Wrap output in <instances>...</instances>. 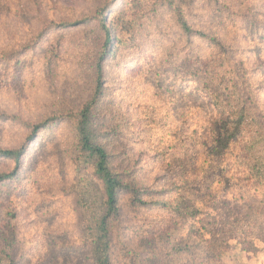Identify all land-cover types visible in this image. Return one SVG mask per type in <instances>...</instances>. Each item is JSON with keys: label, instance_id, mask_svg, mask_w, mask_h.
Segmentation results:
<instances>
[{"label": "trees", "instance_id": "trees-1", "mask_svg": "<svg viewBox=\"0 0 264 264\" xmlns=\"http://www.w3.org/2000/svg\"><path fill=\"white\" fill-rule=\"evenodd\" d=\"M98 1L81 18L44 25L17 53L26 51L52 25L62 30L94 26L98 34L93 90L88 99L77 109L52 113L26 125L28 132L19 147L0 146V163L13 164L11 171H0V264H247L264 251V99H259L243 63L235 59L232 45L212 32L214 25L224 24L223 15L231 18L229 4L205 0L214 9H206L205 20H195L194 0H139L150 19L158 16L157 4L166 5L165 12L189 45L195 38L207 43L202 56L188 45L179 57L180 49L161 42L156 55L148 59L147 84L159 95L169 90L174 98L172 124L179 125L168 134L177 137L176 146L189 151L188 159L177 157L156 179L167 181V177L168 182L149 184L133 170L129 148L109 146V138L120 136L115 112H109V121H100L98 115L107 90L103 62L119 49L138 47L142 12L111 20L110 12L122 0ZM130 1L133 6L138 2ZM254 20L245 21V31L253 35L258 27ZM258 40L263 42L264 34ZM12 53H0V59L7 60ZM157 61H161L158 68ZM53 67L51 52L44 70L48 74ZM176 77L180 84L192 83L189 101L183 96V86H173ZM9 119L0 111V122ZM188 120L197 122L195 129L190 130ZM59 123L70 125L74 141L72 180L64 191L76 209L79 235L70 240L66 231L55 233L56 237L38 242L39 249L20 257L16 249L19 211L11 203V186L32 172L25 171L27 147L41 132ZM145 132L143 128L138 131ZM167 148L165 143L152 146L156 150L153 159L161 158ZM199 154L207 165L201 168L202 177L196 183V178L189 181L186 175L196 171ZM216 180L218 191L212 194ZM18 192L25 193L23 188ZM145 212L158 216L142 220ZM132 215H137L135 220Z\"/></svg>", "mask_w": 264, "mask_h": 264}, {"label": "rangeland", "instance_id": "rangeland-1", "mask_svg": "<svg viewBox=\"0 0 264 264\" xmlns=\"http://www.w3.org/2000/svg\"><path fill=\"white\" fill-rule=\"evenodd\" d=\"M98 2V0H0V53L13 52L7 60L0 59V111L10 116L9 120L0 122L1 147H19L28 132L26 125L36 124L52 113L77 109L88 99L93 90V65L99 49L96 27L62 30L52 25L26 51L20 55L17 53L33 40L44 25L56 24L70 18L73 20L81 18L89 12L94 3ZM220 2L229 4L232 15L231 18L223 15L221 21L224 24L214 25L212 32L220 34L226 44L232 45L235 59L243 63V69L251 76L252 85L257 86L259 99L263 100L264 41L260 42L258 37L264 34L262 29L264 0ZM194 3L192 14L195 20H205L206 9H214L213 4L209 6L205 4V0H194ZM132 4L130 0H122L110 12L111 20L120 17L119 15L129 16L140 12L143 18L138 20L140 23L138 47H132L128 51L119 49L113 58L103 62L107 90L98 115L102 116L100 121L103 118L109 121V112H115L114 115L121 126L120 136L116 139L109 138L112 139L109 146L115 145L118 150L129 148V158L126 154L123 155L128 158L136 175L145 179L147 183L157 184L159 181L166 183L170 178L166 177L167 181L156 179L165 174L169 169L167 166L174 165L177 157L188 159L189 151L186 152L185 147L183 150L181 145L176 146L179 140L177 137L172 139L168 134L179 125L172 124L174 111L171 107L174 98L169 90L166 89L164 94L159 95L150 84H147L145 79L151 69L147 62L150 57L156 55V51H159L161 42L173 46L176 51L180 49L179 57L184 56L186 46L189 44L185 42L184 37L179 36L178 26L165 12L166 5L157 4L154 9L157 10L158 16L150 19L151 17L145 15L139 6V0L135 6ZM164 12V17H161ZM248 18L255 19V24L258 25L254 35L245 31V21ZM206 44L195 38L189 47L202 56L206 53ZM51 52L54 67L47 74L44 64ZM2 60L6 62L3 63ZM160 62L157 61L155 67L158 68ZM173 83L176 88L183 86V96L189 101L192 83L180 84L178 77ZM182 115L185 121L186 110ZM196 123L192 120L191 124L188 120L190 130L195 129ZM115 126L119 127V124L116 123ZM142 128L147 132L138 133ZM159 143H165L168 148L161 158L155 160L153 158L156 150L152 149V146ZM73 145L70 125L59 123L41 132L27 147L25 171L30 172L32 169V175L23 176L11 186L13 191L11 203L19 211L16 249L20 257L39 249L38 242L56 237L55 233L62 234L66 231L68 239L78 238L79 234L75 228L76 209L64 191L72 180ZM157 149L160 151L158 147ZM196 158L197 162L194 164L196 171L188 172L186 177L189 181L197 179L196 183H199L202 177L201 168H205L207 163L202 154ZM12 167L11 162L0 163V171H11ZM217 185L216 180L212 185V194L218 191ZM22 188L25 192L23 195L18 192ZM152 214L145 212L141 218L143 220ZM136 216L132 215L131 218L135 220ZM156 216L158 215H152ZM247 264H264V251L259 252Z\"/></svg>", "mask_w": 264, "mask_h": 264}]
</instances>
